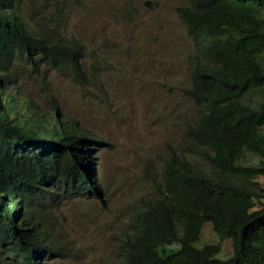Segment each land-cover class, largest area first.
I'll return each instance as SVG.
<instances>
[{"label":"trees","instance_id":"trees-1","mask_svg":"<svg viewBox=\"0 0 264 264\" xmlns=\"http://www.w3.org/2000/svg\"><path fill=\"white\" fill-rule=\"evenodd\" d=\"M37 1L0 0V264L74 258L55 210L100 195L101 141L60 119L56 103L44 124L18 84L40 69L88 78L85 46L61 32L64 0ZM175 11L192 45L184 93L196 114L133 208L116 264H264V99L252 97L264 90V0H186ZM205 223L217 241L197 247Z\"/></svg>","mask_w":264,"mask_h":264},{"label":"rangeland","instance_id":"rangeland-1","mask_svg":"<svg viewBox=\"0 0 264 264\" xmlns=\"http://www.w3.org/2000/svg\"><path fill=\"white\" fill-rule=\"evenodd\" d=\"M64 2L61 32L85 46L88 78L80 82L52 70L42 78L40 69L37 75H20L18 84L44 116V124L56 115V103L60 119L101 141L93 149L100 195L73 198L55 210L60 235L72 241L77 254L46 264H116L133 208L154 190L168 147L181 143L196 114L184 93L192 45L175 11L186 0ZM38 3L34 0V7ZM39 15L26 13L36 20ZM261 61L264 68V51ZM252 97L264 99V90ZM216 241L205 223L194 245ZM230 254L224 239L216 257Z\"/></svg>","mask_w":264,"mask_h":264}]
</instances>
